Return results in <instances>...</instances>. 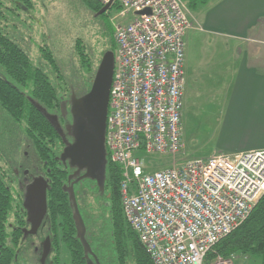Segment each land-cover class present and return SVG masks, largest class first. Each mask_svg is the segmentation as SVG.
<instances>
[{
  "label": "built area",
  "instance_id": "2783aa9c",
  "mask_svg": "<svg viewBox=\"0 0 264 264\" xmlns=\"http://www.w3.org/2000/svg\"><path fill=\"white\" fill-rule=\"evenodd\" d=\"M97 1L110 5L116 46L104 145L121 169L127 224L153 264H233L208 253L263 196L264 150L147 171L140 155L183 149V39L192 25L180 0Z\"/></svg>",
  "mask_w": 264,
  "mask_h": 264
},
{
  "label": "trees",
  "instance_id": "16d2710c",
  "mask_svg": "<svg viewBox=\"0 0 264 264\" xmlns=\"http://www.w3.org/2000/svg\"><path fill=\"white\" fill-rule=\"evenodd\" d=\"M31 1L10 0L14 5L11 10L0 0V112L6 117L0 115V120L24 122L25 140L36 157L41 175L48 178L47 212L43 222L47 224L50 234L53 264L59 262L61 245L67 250L72 264H153L124 218L119 188L121 169L110 162L108 155L102 192L96 182L88 178L78 180L72 185L78 212L85 228L84 238L91 254L85 251L77 237L74 209L67 189L82 174L74 176L71 174V167L62 164L58 159L63 142L47 117L57 114L60 103L70 96L72 84L64 78L52 52L46 46L39 47V54L41 60L49 67L52 79L41 68L33 67L28 52L22 47L25 45L20 32L27 33V28H21L18 37L12 38L6 26V12H16L22 8L29 10L32 8ZM80 1L95 13L102 8L97 0ZM182 1L190 13L209 2ZM105 15L95 16L102 26V50L96 58L90 49L87 51L83 45L81 47V42L75 43L78 67L73 76L78 83L80 81L75 87L82 90V96L89 91L103 54L108 51L116 53L112 28ZM27 87L29 93L23 90ZM19 199L20 203L12 215L11 232L7 235L6 229L12 212L11 194L10 187L0 172V264H14L15 253L7 245V241L10 240L13 246L17 244L22 237L21 229L27 225L21 197ZM219 255L223 258H232L235 255L257 264H264V194L245 222L219 241L208 253L207 258L213 259ZM232 259L234 264L235 258Z\"/></svg>",
  "mask_w": 264,
  "mask_h": 264
},
{
  "label": "rangeland",
  "instance_id": "374dc122",
  "mask_svg": "<svg viewBox=\"0 0 264 264\" xmlns=\"http://www.w3.org/2000/svg\"><path fill=\"white\" fill-rule=\"evenodd\" d=\"M3 1L8 9H14L10 0ZM180 1L185 8L187 19L192 22V13L189 12L184 1ZM31 5L32 8L29 10L22 8L16 12H6V26L10 37H18V31L27 28V33L22 31L20 33L24 38L25 46L22 47L28 52L32 66L41 68L52 79L49 67L41 60L39 54V47L46 46L52 52L64 78L72 84L69 94L72 93L75 98L81 97L82 90L75 87L80 81L78 83L73 76L74 70L78 67L75 43L79 41L82 43L81 47L83 45L87 51L90 49L94 58L100 54L102 26L95 18L96 13L80 0H32ZM105 19L109 23L108 15H105ZM184 41L186 56L184 88L188 99L190 98L191 107L185 106L186 113L181 120L183 149L175 156L140 155L147 171L165 170L177 164L205 160L214 155L211 131L216 125L215 112L224 95V89L231 82L238 67L235 43L214 39L209 44L204 34L194 30L187 32ZM27 85L29 86L30 83ZM23 90L29 93L28 87ZM208 104H211V108ZM0 115L5 117L1 112ZM23 129V121L16 123L12 120H0V172L10 187L12 207L6 229L7 235L11 232L14 210L20 203L17 181L27 170L35 173L34 168L38 166L33 151L27 147ZM48 235L47 224L43 222L36 234L22 237L14 246L10 240L7 241V245L15 253L14 264H41V247ZM53 255V251H50L44 264H51ZM232 258H235L234 264H257L235 255ZM58 264H72L63 245L59 248Z\"/></svg>",
  "mask_w": 264,
  "mask_h": 264
},
{
  "label": "crops",
  "instance_id": "0c3cea01",
  "mask_svg": "<svg viewBox=\"0 0 264 264\" xmlns=\"http://www.w3.org/2000/svg\"><path fill=\"white\" fill-rule=\"evenodd\" d=\"M191 21L188 31L204 34L209 44L214 39L235 43L238 67L215 112L213 153L264 150V0H209L191 14ZM189 100L183 88L181 120Z\"/></svg>",
  "mask_w": 264,
  "mask_h": 264
},
{
  "label": "water",
  "instance_id": "95a60500",
  "mask_svg": "<svg viewBox=\"0 0 264 264\" xmlns=\"http://www.w3.org/2000/svg\"><path fill=\"white\" fill-rule=\"evenodd\" d=\"M109 6V4L103 6L95 16L104 14ZM143 13H148V11ZM113 65V53L105 52L95 72L89 91L79 98H75L74 95L71 96L70 114L72 124L70 130L73 142L63 149L59 157L62 163L68 162L70 167L77 168V173L84 171L81 176L71 183L67 191L74 209L73 217L77 228V237L89 254H91V251L84 238L85 228L78 212L72 185L78 180L88 178L96 182L100 192L103 191L106 165L104 136ZM61 106L64 108V103ZM70 178L71 176H69ZM47 189L48 184L42 176L34 178L27 188L23 208L30 229L22 231L24 237L36 234L43 223L47 212ZM50 249V238L46 237L42 246L41 264H44Z\"/></svg>",
  "mask_w": 264,
  "mask_h": 264
},
{
  "label": "flooded vegetation",
  "instance_id": "af4514ba",
  "mask_svg": "<svg viewBox=\"0 0 264 264\" xmlns=\"http://www.w3.org/2000/svg\"><path fill=\"white\" fill-rule=\"evenodd\" d=\"M71 96H72V93L65 101L60 103V107H59L56 115L54 114V115L47 116L48 119L50 120V122L55 126L54 128L56 129L57 134H58V136L60 137V139L63 142V148L61 150V153H62L63 149L67 145H69V144H71L73 142V138L71 136V130H70V126L72 124V117H71V114H70ZM79 97H76V98H79ZM62 103H64V108H62V106H61ZM49 117H51V118H49ZM27 147L30 148V145L27 144ZM61 153H60V155H61ZM62 164L69 165L68 162H64ZM34 169H35V171H34L35 173H31L30 170H27V171H25L24 175L21 176L20 180L18 179V181H17V186H18V190H19V194L18 195L21 197L22 203L25 200L27 188L31 184L32 180L34 178H36V177H40V176L43 177V175H41L40 171L38 170V166L36 168H34ZM71 169H72L71 174L73 173L74 176H76V177H78L80 174L84 173V171H79V173H77L78 170L75 167H73V168L71 167ZM34 174L37 175V176H35ZM43 178L45 180L48 179V178L46 179L45 177H43ZM25 220L27 222L26 212H25ZM22 229L23 230H29L30 229V224L27 222V225L24 228H22ZM22 229H21V232L23 231ZM47 230H48V227H47ZM48 233H49V230H48ZM76 233H77V231H76ZM22 237H24L23 236V232H22ZM47 237L50 238V234ZM50 243H51V241H50ZM42 246H43V244H42ZM50 251H51V249H50ZM41 254H42V247H41ZM40 258H41V256H40ZM51 264H53V261H52ZM88 264H92V263L89 262Z\"/></svg>",
  "mask_w": 264,
  "mask_h": 264
}]
</instances>
